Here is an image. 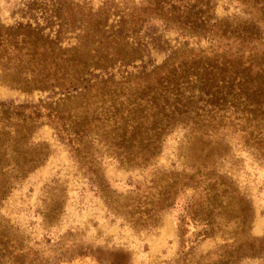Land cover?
I'll return each mask as SVG.
<instances>
[{"label":"trees","instance_id":"obj_1","mask_svg":"<svg viewBox=\"0 0 264 264\" xmlns=\"http://www.w3.org/2000/svg\"><path fill=\"white\" fill-rule=\"evenodd\" d=\"M155 1L153 9H141L136 0H103L98 8L88 2L84 18L78 19L77 14L66 18L58 12L54 18H46V25L37 20L6 25L0 17V70L11 77V85L23 91H49L116 106L118 117L114 116L113 126L122 132H114L111 146L122 165L151 166L166 137L183 129L188 136L186 157L197 161L182 172L170 171L164 183L153 182L160 188L159 195L135 201L139 210L122 212L109 198V184L103 182L84 150V129L68 130L61 116L62 124L56 125L59 136L69 143L77 162L91 175L95 190L115 214L127 216L133 225L151 227L159 213L175 204L182 189L193 187L196 194L184 205L181 226L201 220L204 226L199 235L203 238L215 236L231 224L235 228L231 231L234 242L219 245L205 264H239L248 256L264 255V238L249 243L242 239L251 227L253 205L232 177L217 170L215 159L225 156L217 151V137L209 132L222 121L217 119L219 113L234 107L240 111L236 120L243 125L244 144L264 153V19L254 18L252 29L233 31L228 26L220 30L213 11L216 0H196L198 4L188 0L184 11L176 6L178 0ZM71 4L79 6L77 1ZM157 17L175 25L186 38L212 42L218 36L238 46H260L228 55L214 48L190 49L185 41L161 64H154L153 59L145 61L139 40L144 24ZM67 39L73 43L65 45ZM226 89L231 100L221 103L219 93ZM109 111L107 117L117 115ZM56 113L49 102L16 105L0 100V207L17 181L45 159L47 152L38 150L32 155L25 148L37 126L57 123ZM235 200L238 214L223 220V210Z\"/></svg>","mask_w":264,"mask_h":264},{"label":"rangeland","instance_id":"obj_2","mask_svg":"<svg viewBox=\"0 0 264 264\" xmlns=\"http://www.w3.org/2000/svg\"><path fill=\"white\" fill-rule=\"evenodd\" d=\"M72 1H77L79 6L71 4ZM102 1L0 0V17L6 25L35 20L46 25V18H54L58 12L66 18L72 14L84 18L88 2L98 8ZM150 1L154 4L136 0L141 9L156 8V1ZM187 1L178 0L176 6L184 11ZM194 3L198 4L196 0ZM213 11L220 30L228 26L233 31L252 29L254 18L264 19V0H216ZM180 34L175 25L158 17L150 19L144 24L139 40L145 61L153 59L154 64H161L185 41L190 49L214 48L228 55L260 46L250 43L238 46L230 42L233 40H219L218 36L217 41L211 42ZM69 42L67 39L65 45ZM261 48L264 49V44ZM10 78L0 70L1 101L16 105L49 102L58 114L53 118L57 123L50 121L37 126L25 148L32 155L38 150L47 152L45 159L17 181L0 207V264H205L219 245L234 242L232 224L206 238L199 235L204 226L201 220L181 226L184 205L196 194L193 187L182 189L175 204L159 213L151 227L133 225L127 216L115 214L95 190L91 175L77 162L69 143L59 136L56 125L62 124L58 119L61 116L68 130L84 129L87 135L84 150L93 159V168L103 182L109 184V198L122 212L139 210L135 201L159 195L160 188L153 182L164 183L167 173L182 172L197 161L186 157L188 136L183 129L177 128L166 137L162 152L151 166L143 169L122 165L111 146L115 131L122 132L113 126L114 116L118 117L116 106L110 108L102 100L84 102L61 93L52 95L49 91H23L11 85ZM228 91L219 93L221 103L231 100V95L225 94ZM109 108L117 115L107 117ZM238 114L240 111L234 107H227L219 113L220 124L209 132L217 137V151L225 156L215 159L217 170L232 177L238 190L253 205L251 227L242 235L249 243L253 238H264V153L244 144L245 133L243 125L236 120ZM235 203L236 200L223 210V220L238 214ZM135 218L142 222L141 217ZM183 231L185 234L181 236ZM239 264H264V255L248 256Z\"/></svg>","mask_w":264,"mask_h":264}]
</instances>
